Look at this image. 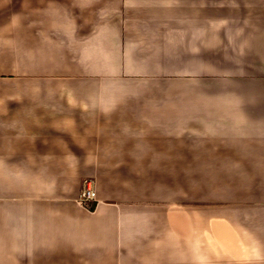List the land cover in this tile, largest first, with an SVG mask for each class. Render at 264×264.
Here are the masks:
<instances>
[{"label":"crops","instance_id":"obj_1","mask_svg":"<svg viewBox=\"0 0 264 264\" xmlns=\"http://www.w3.org/2000/svg\"><path fill=\"white\" fill-rule=\"evenodd\" d=\"M0 264H264V0H0Z\"/></svg>","mask_w":264,"mask_h":264},{"label":"built area","instance_id":"obj_2","mask_svg":"<svg viewBox=\"0 0 264 264\" xmlns=\"http://www.w3.org/2000/svg\"><path fill=\"white\" fill-rule=\"evenodd\" d=\"M83 197L85 198V200H89L91 198H93L94 196V190L92 189V187H90V183L87 182V186L85 191L83 192Z\"/></svg>","mask_w":264,"mask_h":264},{"label":"trees","instance_id":"obj_3","mask_svg":"<svg viewBox=\"0 0 264 264\" xmlns=\"http://www.w3.org/2000/svg\"><path fill=\"white\" fill-rule=\"evenodd\" d=\"M94 206H95V202L94 201L89 203V209H93Z\"/></svg>","mask_w":264,"mask_h":264},{"label":"rangeland","instance_id":"obj_4","mask_svg":"<svg viewBox=\"0 0 264 264\" xmlns=\"http://www.w3.org/2000/svg\"><path fill=\"white\" fill-rule=\"evenodd\" d=\"M86 182H87V181H85V186L83 185L85 189H86V186H87ZM85 189H84V191H85ZM84 191H83V192H84ZM83 192H82V194H83ZM89 200H90V199H89Z\"/></svg>","mask_w":264,"mask_h":264}]
</instances>
